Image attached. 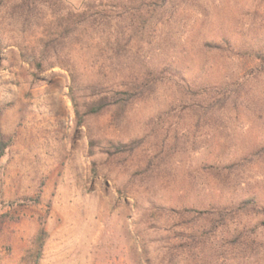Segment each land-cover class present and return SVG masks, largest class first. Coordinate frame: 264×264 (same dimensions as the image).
Masks as SVG:
<instances>
[{
  "label": "rangeland",
  "instance_id": "374dc122",
  "mask_svg": "<svg viewBox=\"0 0 264 264\" xmlns=\"http://www.w3.org/2000/svg\"><path fill=\"white\" fill-rule=\"evenodd\" d=\"M87 1L0 0V264H170L183 206L252 201L264 238V0H93L53 56Z\"/></svg>",
  "mask_w": 264,
  "mask_h": 264
},
{
  "label": "trees",
  "instance_id": "16d2710c",
  "mask_svg": "<svg viewBox=\"0 0 264 264\" xmlns=\"http://www.w3.org/2000/svg\"><path fill=\"white\" fill-rule=\"evenodd\" d=\"M169 1L158 0V6L165 7ZM96 7L98 5L89 0L81 12H70L66 17L55 19L56 29L43 35L40 43L44 44L45 49L49 46L52 55L57 56L59 49L71 45L73 41L77 45L95 41L93 35L87 36V30L97 28L100 15ZM45 54L48 52L42 53V59ZM128 85L129 83L124 84ZM104 97L108 99L107 105L112 104L108 96ZM10 143L11 140L5 139L0 131V155L5 154ZM169 208L160 206L163 210ZM258 209L259 205L248 200L238 205L222 207L207 204L201 207L169 209L173 211L171 217L174 223L168 228L166 238L171 241L170 252L176 258L170 264H264V238H261L258 231V223L254 220L248 223L241 221L243 216ZM46 237L47 231L42 225L34 239L36 260L41 257Z\"/></svg>",
  "mask_w": 264,
  "mask_h": 264
}]
</instances>
